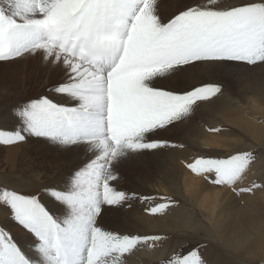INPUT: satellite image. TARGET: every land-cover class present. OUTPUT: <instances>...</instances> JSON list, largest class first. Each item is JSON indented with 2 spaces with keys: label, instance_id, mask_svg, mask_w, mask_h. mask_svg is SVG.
<instances>
[{
  "label": "snow or ice",
  "instance_id": "snow-or-ice-1",
  "mask_svg": "<svg viewBox=\"0 0 264 264\" xmlns=\"http://www.w3.org/2000/svg\"><path fill=\"white\" fill-rule=\"evenodd\" d=\"M38 51L63 65L64 78L51 93L27 98L0 116V144L35 137L65 153L86 145L96 156L68 165L67 190L0 193L11 220L31 235L36 255L26 256L0 226V264H111L105 257L121 238L105 229L103 216L130 198L110 183L117 179L118 156L124 148L165 146L146 143V135L222 92L217 84L176 91L155 82L179 83L197 63H264V0L226 10L197 4L167 23L154 14L152 0H0V61ZM45 194L67 215L57 218L43 202Z\"/></svg>",
  "mask_w": 264,
  "mask_h": 264
},
{
  "label": "rangeland",
  "instance_id": "rangeland-1",
  "mask_svg": "<svg viewBox=\"0 0 264 264\" xmlns=\"http://www.w3.org/2000/svg\"><path fill=\"white\" fill-rule=\"evenodd\" d=\"M245 2L250 0H152L154 14L164 23L197 4L226 10ZM63 78V65L52 63L42 51L0 61V116L27 98L51 93ZM155 83L176 91L217 84L222 92L197 101L187 116L146 135V143L162 141L165 146L140 151L124 148L118 156L113 165L117 179L110 183L130 198L103 216L105 229L121 238L105 260L111 264L177 260L179 264H264V253L254 254V247L264 240V63H197L181 75L179 83L175 78ZM61 102L74 103L69 98ZM222 110L227 117L221 115ZM234 116L240 119L238 125L246 127L228 120ZM172 148L179 153L180 164L156 161ZM95 156L86 145L65 153L35 137L14 145L0 144V193L31 194L49 186L67 190L68 165H82ZM160 168L168 172L162 174ZM148 200L159 202L158 206L144 209ZM43 202L57 218L67 215L65 206L46 194ZM161 207L164 214L158 212ZM152 211L161 221L148 219ZM136 213L144 215L139 226L129 221ZM0 226L12 233L26 256L36 259L31 235L11 220L2 202ZM125 237L129 251L122 247Z\"/></svg>",
  "mask_w": 264,
  "mask_h": 264
},
{
  "label": "bare ground",
  "instance_id": "bare-ground-1",
  "mask_svg": "<svg viewBox=\"0 0 264 264\" xmlns=\"http://www.w3.org/2000/svg\"><path fill=\"white\" fill-rule=\"evenodd\" d=\"M17 62H20V61H17ZM8 102H10L9 100L7 101V103ZM221 115H223L224 117H227L228 115L226 114V111L225 110H222L221 111ZM230 122H232L233 124L235 123L236 125H238V122L240 121V119L237 117V116H234V117H232V118H229L228 119ZM239 127L241 126V127H243V128H245L246 126H245V124H243V125H238ZM202 128H204V127H202ZM202 130V129H201ZM204 130H206V129H204ZM204 130H202V132L204 131ZM199 131V130H198ZM197 131V132H198ZM204 132H206L207 133V131H204ZM191 135V134H190ZM203 135H204V137H205V142H207V143H209L210 144V142H209V140H208V135L207 134H205V133H203ZM190 136H189V134L188 135H186V138H189ZM195 138V137H194ZM184 139V138H183ZM191 140H192V138H190ZM208 145V144H207ZM172 146H170V148H171ZM167 150V149H166ZM178 150V149H177ZM124 152H127V151H124ZM179 154V153H178ZM177 154V151H176V149L174 150L173 148L172 149H170V150H168V151H166V154H164L163 156H162V159L161 158H156V161H159V163H162V162H166V161H175V162H177L178 164H180L181 162H179L178 160H176V159H178V158H180V156ZM182 154V153H181ZM182 157H184V156H182ZM182 159V158H181ZM8 160H9V158H8ZM11 162H13V163H15L14 162V158L13 159H11ZM17 164V163H16ZM160 170H161V173L162 174H166L167 172H168V169L167 168H160ZM213 177H214V175H213ZM157 202V201H156ZM155 201L154 202H152V201H150V200H148V201H145L144 203H143V208L144 209H151V210H153V208L159 203V202H157L156 203ZM147 204H148V206H147ZM158 206V205H157ZM157 208V207H156ZM162 208V207H161ZM155 210V209H154ZM163 210H164V208H162L160 211H158L159 212V214H164V212H163ZM156 211H157V209H156ZM153 212V214L148 218V219H152V220H154V221H161V219L158 217H155V211H152ZM2 216V215H1ZM143 217H144V215H141V214H139V213H136V214H134V215H132L131 217H130V219H129V221H130V224H133L134 226H139V225H141V222H142V219H143ZM165 218H167V217H165ZM170 218V217H169ZM128 243V241L126 242V243H122V247H124L125 246V248H126V244ZM130 245V244H129ZM251 247H254V245L253 246H251ZM125 248H123L125 251H129L130 249H131V246H128L126 249ZM254 249H255V253L254 254H259V253H264V240H260L259 242H258V248H256V247H254Z\"/></svg>",
  "mask_w": 264,
  "mask_h": 264
}]
</instances>
